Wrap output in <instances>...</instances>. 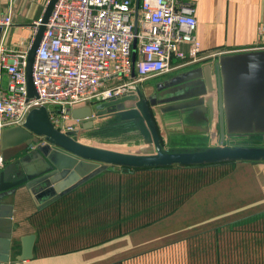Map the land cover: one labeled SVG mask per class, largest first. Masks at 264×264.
Returning <instances> with one entry per match:
<instances>
[{
  "label": "crops",
  "instance_id": "crops-1",
  "mask_svg": "<svg viewBox=\"0 0 264 264\" xmlns=\"http://www.w3.org/2000/svg\"><path fill=\"white\" fill-rule=\"evenodd\" d=\"M48 1L0 0V17L10 12L12 21L5 33L0 28V45L16 51L29 49L33 41V24L43 16ZM187 1L194 8L195 37L202 51L236 53L259 45L256 28L264 22V0ZM181 49L186 52L188 45L183 44ZM203 63L176 68L167 75L146 80L139 86V91L146 96L158 81ZM177 64L174 60L172 66ZM6 87L5 69L0 67V91ZM117 123V116H108L96 123L93 131L77 136V140L90 147L116 152L145 154L153 151V145L137 135L130 124ZM170 138L189 139L196 149L208 147L201 135L178 132L169 134L166 143L161 138L164 150H167ZM200 143L204 144L202 148L194 146ZM254 165H259L260 171L264 172V162H236L217 167L216 178L204 180L206 176H203L197 184H193L192 174L201 172L204 175L208 169L129 172L109 167L45 206L42 205L46 199L39 202L26 189H19L13 199L4 198L1 208V213L7 212L6 206L12 203L11 219L7 221L11 220V227L17 229L15 250L7 264H264V257H258V254L264 256V248L247 241L254 239L253 233L194 229L215 220L209 214H221V219L241 212L264 215V188L258 192L249 172L256 171ZM183 175H189V194L180 206L188 200L192 203L196 195L208 190L210 192L203 194L201 200L206 198L207 203L216 202L219 211L208 212L201 222L195 226L190 224L189 229H163L178 209L164 217L160 214L150 223L140 221L139 214H133L132 220L138 225L123 229L131 221L129 215H122L121 208L128 206L130 201H138L147 189L158 190L157 207L169 205L172 199L161 197V192L169 190L171 193L176 187L174 178ZM174 196L177 195L173 194L172 198ZM248 197L253 199L239 209L220 210L228 198ZM6 228L7 225H3L0 232ZM30 234L35 235L33 258L16 262L14 257L20 252L18 238Z\"/></svg>",
  "mask_w": 264,
  "mask_h": 264
},
{
  "label": "water",
  "instance_id": "water-1",
  "mask_svg": "<svg viewBox=\"0 0 264 264\" xmlns=\"http://www.w3.org/2000/svg\"><path fill=\"white\" fill-rule=\"evenodd\" d=\"M57 0H49L28 49L25 79L28 97L35 95L32 66L45 24ZM139 0H134L135 16ZM135 43L133 44L134 59ZM135 92L110 101L66 109L77 128L60 132L49 119L52 109L29 112L22 126L0 133L4 168L0 173V262L7 264L15 250L16 227H11L12 203L1 213L5 197L26 189L45 206L109 167L190 166L223 160L264 162V147H238L251 135L264 137V50L222 55L214 62L162 79L148 95ZM117 116L119 125L153 145V151L132 154L94 148L77 136L88 134L106 117ZM93 131V130H92ZM199 134L208 147L190 152H169L161 146L173 133ZM226 142V143H225ZM42 197V198H41ZM16 262L33 258L35 235L18 238Z\"/></svg>",
  "mask_w": 264,
  "mask_h": 264
},
{
  "label": "built area",
  "instance_id": "built-area-1",
  "mask_svg": "<svg viewBox=\"0 0 264 264\" xmlns=\"http://www.w3.org/2000/svg\"><path fill=\"white\" fill-rule=\"evenodd\" d=\"M196 23L187 0H139L136 16L134 0H57L35 53L34 96L28 97L26 89L28 49L0 45V67L7 76V87L0 91V133L22 126L29 112L41 107L52 109L50 122L60 132L72 131L77 125L67 108L110 101L176 68L231 54L202 51ZM11 24L10 12L0 17L3 33ZM39 24H33L31 41ZM256 33L259 45L245 51L264 50V22ZM3 167L0 150V173Z\"/></svg>",
  "mask_w": 264,
  "mask_h": 264
},
{
  "label": "rangeland",
  "instance_id": "rangeland-1",
  "mask_svg": "<svg viewBox=\"0 0 264 264\" xmlns=\"http://www.w3.org/2000/svg\"><path fill=\"white\" fill-rule=\"evenodd\" d=\"M70 123V121H69ZM241 143V144H240ZM201 145V146H200ZM238 147H264V145L262 143H260L259 141H251L249 142H239V144H236ZM197 148H202L204 146L203 143H200L199 145H194ZM196 148H193V145L189 142V139H184V138H170L169 140V144L167 147V150L169 152H190V151H194ZM248 166H252V165H248ZM255 170L256 171H251L250 172V177L255 181L256 185L258 186V192H261V187L264 188V172L260 171V166L259 165H254ZM257 174V177H256ZM233 178V177H231ZM232 191V190H231ZM210 191L206 190L201 192V194L196 195L194 197V199L192 200V203L189 204V200L181 207L178 208L177 212L174 213L172 215V221L167 224L163 229H167L169 227V229L172 228H182V229H189L190 224L194 225L197 222H201L208 214V212L214 211L217 212L219 211V207L217 205L216 202L213 203H207L206 198L204 200H201V196L203 194H206ZM252 197V196H251ZM253 198H232V199H227L223 202V206L220 207V210H227V209H239V207H243L244 205H247L250 200H252ZM152 202H155L156 204L159 202L158 200H150L148 202H145V204H143V206L141 208H143V210L137 206L132 208V206H124L123 208H121L122 214L123 216L132 214V210H136L138 211L139 209H141V212L139 213V219L141 218H145L146 220H148L147 222H153L156 218L159 217L161 208L158 207H153L150 204H153ZM157 206V205H155ZM165 209H168L166 207H164ZM209 208V209H207ZM164 209V210H165ZM260 213V212H258ZM164 214V213H161ZM199 214V215H198ZM201 214L203 216H201ZM252 214H256V213H251V214H246V213H235L232 215H227L228 217L222 218L221 214H209L211 219H215V220H211L209 223L207 224H203L198 225L197 227H195L194 229H201V230H206V229H219V230H254V228H250V225L252 224V226L254 225L253 223L256 222L259 219H264V215L262 216L261 214L259 215H252ZM111 217H115V216H111ZM129 221H131V223L129 224V226L123 227L124 230L126 229H132L133 227H135L136 225H138L136 222H134L132 220L133 216H130ZM189 217H190V221H189ZM145 220V221H146ZM146 223V222H145ZM141 224V223H140ZM249 225V226H248ZM190 226V227H189ZM115 233V231H114Z\"/></svg>",
  "mask_w": 264,
  "mask_h": 264
},
{
  "label": "trees",
  "instance_id": "trees-1",
  "mask_svg": "<svg viewBox=\"0 0 264 264\" xmlns=\"http://www.w3.org/2000/svg\"><path fill=\"white\" fill-rule=\"evenodd\" d=\"M238 161H228V160H223L221 162H215V163H208V164H196V165H190V166H178V165H172V166H157V167H142V168H128V167H118L120 168V170H124V171H129V172H137V171H144V170H164V169H171V168H181V169H194V168H205L208 169V172L205 173L204 175L201 172H197V173H193V184H197L199 183V181H201V178L203 176H206V178H204V180H208V178H216L217 177V167L223 166V165H227V164H234ZM216 170H215V168ZM117 167H111V169H116ZM199 170V169H198ZM175 182L173 183L176 187L174 189H172L173 191L176 190V192L174 193L173 191L166 190V191H162L161 192V197L165 196L168 198L172 199V202L169 203V205L164 206L168 209H165L164 207H161V216H165L167 214H169L172 211H175L178 209V207L181 205V203H183L185 196H187L189 193L188 190L189 188H187L188 186V180H189V175L188 176H181V177H177L174 178ZM173 181V180H171ZM156 191L158 190H150L147 189L146 192L143 194V196H139V200L138 201H130V204L128 206H132V208L139 206L140 208L143 206V204H145V202L152 200H158L159 194L156 193ZM175 194L177 196H174L172 198V195ZM182 195V196H181ZM138 196V195H136ZM170 199V200H171ZM169 200V201H170ZM168 201V202H169ZM153 207H157L155 205H157L155 202H152ZM144 208V207H143ZM143 208H141L143 210ZM141 209H139L138 211L136 210H132V214H129L130 216H132L133 214H139L141 212ZM165 209V210H164ZM123 215V214H122ZM157 219V218H156ZM142 220H146L145 218H141L140 221ZM148 220H146L145 222H147ZM150 223V222H149ZM148 224V223H147ZM254 225L252 226V224L250 225V228H254V230H225V231H230V232H250L254 234V239L252 240H247L249 242H252L253 246H257L258 248H264V219H259L256 222L253 223ZM249 226V225H248ZM209 230H215V231H222L219 229H209ZM258 257H264L260 254H258Z\"/></svg>",
  "mask_w": 264,
  "mask_h": 264
},
{
  "label": "flooded vegetation",
  "instance_id": "flooded-vegetation-1",
  "mask_svg": "<svg viewBox=\"0 0 264 264\" xmlns=\"http://www.w3.org/2000/svg\"><path fill=\"white\" fill-rule=\"evenodd\" d=\"M246 141L249 142V143L251 141H259L260 143H262L264 145V137L263 136H259V135H251V136H249L248 138H246L244 140L237 141L236 144H239V142H246Z\"/></svg>",
  "mask_w": 264,
  "mask_h": 264
}]
</instances>
